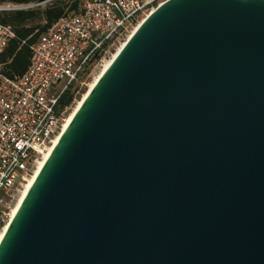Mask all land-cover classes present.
Here are the masks:
<instances>
[{"label": "water", "instance_id": "1", "mask_svg": "<svg viewBox=\"0 0 264 264\" xmlns=\"http://www.w3.org/2000/svg\"><path fill=\"white\" fill-rule=\"evenodd\" d=\"M111 60L0 264H264V0H167Z\"/></svg>", "mask_w": 264, "mask_h": 264}, {"label": "built area", "instance_id": "2", "mask_svg": "<svg viewBox=\"0 0 264 264\" xmlns=\"http://www.w3.org/2000/svg\"><path fill=\"white\" fill-rule=\"evenodd\" d=\"M165 1L79 0L77 10L61 16L32 43L31 63L23 74L12 75L0 57V221L9 214L13 193L62 129L71 109L60 104L63 95L73 86L77 96L84 76L111 53L114 40L132 33ZM9 9L0 5V12ZM16 37L13 27L0 21V56Z\"/></svg>", "mask_w": 264, "mask_h": 264}, {"label": "trees", "instance_id": "3", "mask_svg": "<svg viewBox=\"0 0 264 264\" xmlns=\"http://www.w3.org/2000/svg\"><path fill=\"white\" fill-rule=\"evenodd\" d=\"M44 0H0L1 4H31ZM79 0H51L45 7L35 6L31 9L3 10L0 21L9 24L15 30L16 38L11 39L1 54V60L12 75L23 74L30 65L32 50L30 46L40 35L46 33L51 26L60 20L61 16L77 10ZM73 86L63 95L60 104L73 106L75 98Z\"/></svg>", "mask_w": 264, "mask_h": 264}, {"label": "rangeland", "instance_id": "4", "mask_svg": "<svg viewBox=\"0 0 264 264\" xmlns=\"http://www.w3.org/2000/svg\"><path fill=\"white\" fill-rule=\"evenodd\" d=\"M49 1H51V0H48V1H45V2H39V3L26 4V5H21V4H16L15 5V4H8V3L2 4V5H4L5 7H10V8H13V7H16V6H24V9H31L32 7H35V6H42L44 8L45 5L47 4V2H49ZM148 13L146 15H148ZM145 18H146V16H144L143 19H145ZM143 19H142V21H143ZM134 28H135V26H134ZM133 31H134V29H133ZM131 34L132 33H127L125 35H121L118 39H115L114 42L111 44L112 45V51H111V53L107 57H105V59H103L102 61H99L98 63H96L91 68L90 72L86 76H84L85 84L80 89L81 90V95L79 97H77L76 100L74 101V103L72 104L73 106L69 110L68 116L75 110V108L77 107V103L79 102V100H81L83 98V96L86 93L89 92V86H90V84L95 80V78L97 76H99L100 72L102 71V69H103V67L105 65V62L108 61L109 59H111V57L113 56V54H115L118 51V49H120V47L122 46L123 42ZM36 169H37V167L35 168V170H34V172L32 173L31 176H33V174L35 173ZM22 191H23V186H21L18 190H16L13 193L14 196L12 197V200L10 201V207L7 208V213H9V214H8V216L7 215L4 216V220H1L0 221V233H1L2 229H3V227H5L6 223L8 222V219L10 217V213L12 212L13 207L16 205L17 201L21 197Z\"/></svg>", "mask_w": 264, "mask_h": 264}, {"label": "bare ground", "instance_id": "5", "mask_svg": "<svg viewBox=\"0 0 264 264\" xmlns=\"http://www.w3.org/2000/svg\"><path fill=\"white\" fill-rule=\"evenodd\" d=\"M147 16H148V15H146V17H147ZM143 20H144V19H143ZM141 22H142V20H141ZM141 22H140V23H141ZM140 23H139V24H140ZM139 24H138V25H139ZM138 25H137V26H138ZM137 26H135V28H136ZM135 28H134V29H135ZM133 32H134V31H133ZM133 32H132V33H133ZM118 50H119V49H118ZM117 52H118V51H117ZM117 52H116V53H117ZM116 53L113 54V56L111 57V59L116 55ZM111 59H109L108 61L105 62V65H104L102 71L100 72L99 76H97V77L95 78V80L90 84V86H89V91H90V89L92 88V86L94 85V83L99 79V77L101 76V73H102V72L106 69V67L110 64V62L112 61ZM87 94H88V93H86V94L83 96V98H82L81 100H79V102L77 103V107L75 108V110H74L69 116L67 115L68 117L65 118V121H64V123H63L62 129H61L60 132L57 134V136L54 138L52 144H51L50 147H49V151L46 152V153L44 154V156H43L42 158H40V159L38 160V162L36 163V164H37V166H36L37 169H36L35 173L33 174V176H31L30 178L28 177L29 179L27 178V180L25 181V183H24V185H23L22 195H21V197L19 198V200L17 201L16 205L13 207V210H12V212L10 213V217H9V219H8V222L6 223L5 227H3V229H2V231H1V233H0V241H1L2 236L4 235L5 230L7 229L8 225H9L8 223H9L10 219L13 217V215H14V214L16 213V211L18 210L17 208L19 207L20 203L22 202V199H23L24 196L26 195V192L28 191V189L30 188V186L33 184V182H34V180H35V177H36L37 173L39 172V170L41 169V167L44 165L43 163H44L45 160L49 157L51 151L53 150V149H52L53 146L57 143V141H58L59 138L61 137V132H63L64 129H65V128L68 126V124L71 122L74 113L77 111V109H78V107L80 106L82 100L87 96ZM36 167H35V168H36Z\"/></svg>", "mask_w": 264, "mask_h": 264}]
</instances>
